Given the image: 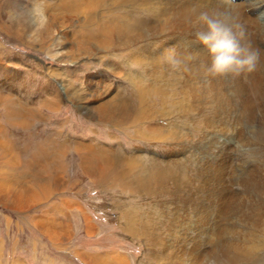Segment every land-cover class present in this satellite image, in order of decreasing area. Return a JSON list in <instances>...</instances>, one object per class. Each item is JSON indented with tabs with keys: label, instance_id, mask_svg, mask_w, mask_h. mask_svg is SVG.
<instances>
[{
	"label": "rangeland",
	"instance_id": "obj_1",
	"mask_svg": "<svg viewBox=\"0 0 264 264\" xmlns=\"http://www.w3.org/2000/svg\"><path fill=\"white\" fill-rule=\"evenodd\" d=\"M83 1L43 0V5L54 7L61 16L68 11L62 10L60 2L81 9ZM250 1L233 0L243 2L244 7ZM32 2L0 0V78L8 76L11 81L0 82V91L34 111L28 126L13 124L6 105L0 103V188L5 190L0 196L38 201L27 210L0 203V264H87L77 251L123 255L130 264H138L151 258L148 248L182 264H193L194 259L185 254H195L196 249L203 254L196 264H264V73L258 89L247 88L249 91L242 94L231 81V74L178 72L169 65L153 73L145 69L148 65L127 64L124 60L130 57L126 51H116L108 59L121 69H117L119 73L104 71L97 57L84 60L92 68L82 66L83 58L78 59L76 68L64 62L65 55H57L53 43L48 45L43 36H37L42 28L37 30L21 11ZM263 5L253 8L261 10ZM50 11L55 15V10ZM81 11L82 16H91V10ZM141 12L146 13L144 9ZM263 17L264 13L258 15L259 21ZM69 20L75 21V17ZM152 52V56L163 59L157 45L151 47ZM13 55L25 64H12L9 58L14 59ZM75 77L104 82L105 96L94 105L111 103L116 110L128 106L136 89L145 90L144 107L151 115L121 126L84 121L75 106L76 95L83 96L80 90L86 87ZM214 83L219 87V99L210 91ZM55 95L61 106L57 111L48 110L43 101ZM217 108L228 111L223 127L209 123ZM156 128L160 134L153 132ZM44 135L57 145L77 141L106 150L114 159L122 156L137 162L144 171L165 169L166 180L152 181L151 189L146 190L134 181L136 170L116 165L106 167L102 176L93 175L84 154L68 148L54 158L55 167L40 175L42 180L56 178L60 187L51 186L53 192L42 195L30 180L24 160L36 145L45 148ZM9 142L20 153L18 168L7 161L10 155L5 154L4 145ZM29 168L37 170L38 161L32 160ZM21 185L32 189L33 195L11 197V186ZM40 216L47 218L54 237L40 232L36 224ZM85 216L90 218L89 224Z\"/></svg>",
	"mask_w": 264,
	"mask_h": 264
},
{
	"label": "bare ground",
	"instance_id": "obj_2",
	"mask_svg": "<svg viewBox=\"0 0 264 264\" xmlns=\"http://www.w3.org/2000/svg\"><path fill=\"white\" fill-rule=\"evenodd\" d=\"M60 3L61 5L58 4V6H62V10L67 9L68 13H65L66 15L57 16L56 11L58 10L53 9L54 7L50 8L53 11L55 10V15L53 12L50 11V8H47V6L44 7L45 13L48 17V21L47 24L42 28V32L40 34H37V36H43L48 41V45L53 43L56 47L55 50H57V55L63 54L66 56L67 59L64 61L65 63L68 62L70 63V65L74 64V67L77 68L78 59L83 58L82 66L92 68V66L89 65V62L84 60L90 57H97L99 58L98 63L104 69V71L105 69H108L111 73L114 71V73H119L118 70L121 71L120 68L115 67V64L109 63L108 60L117 54L116 51H118V53H120L121 51H126V55L130 57L128 58L129 62L126 61V59L124 60L127 64L130 63L132 65L137 63L139 64V66L148 65L145 69H148V71H153V73H156L162 67H167L168 64L164 62L161 56H152L154 52L150 53L151 47L157 45V47L161 49L163 53H165V51L168 49L174 48L184 54L185 57H183V62L181 66L176 69V71L179 72V70H181L188 73L196 72L200 74H209L208 67L210 66L211 58L209 56L208 50L202 47L199 42L196 41L194 36V32L197 30V27L194 24L195 13L200 10L221 12L227 11L234 24H240L244 26V28L246 29L247 40L251 43V45L254 48H258L261 50V61L258 68L252 73H242L239 76L229 73L231 74V81H233L237 85V90L240 91V93L242 94L245 92L247 93V91H249L247 88L258 89L262 85V81H260V79L261 74L264 73V49L260 42L264 44V20L259 21L260 19H258V15L264 13V5L261 10H257L256 7V10H254L253 5L259 6V4L264 3V0H251L249 3L246 4V7L243 6V2L239 4L238 2H233V0H84L83 3L80 4L81 9H78V5L77 7H75L70 4H64L62 2ZM76 9L78 10L73 13ZM82 9L91 10V16H82ZM142 9H144L146 13H142ZM252 13L254 15H252ZM71 16L75 17V21L69 20ZM190 18H192L193 23L189 22ZM255 37L257 41H255ZM147 47L150 49H148ZM13 57L14 59L9 58V61L12 64H25L22 58H19L15 55H13ZM76 68L73 69L75 73ZM103 73L105 74V72ZM69 74L70 73H68V75ZM74 79L77 80V82H80L81 85H85L86 87V89L80 90V93L83 94V96H80V94L76 95L77 103L75 106L76 110L84 115V121H93L100 125H108L110 123L111 125L121 126L124 123L129 122V120L131 119L142 120L144 118H148L151 115L150 110L144 107V94L147 93V91L145 92V90L136 89L133 98L130 101H127L129 103L128 106H123L116 110L114 106L110 105L111 103H107L104 105H94L96 101L100 100L105 96V94L103 93L106 91L107 87L104 82H86L84 80H80L78 77H75ZM8 81H10L8 80V76L2 79L0 78V82L2 84H6L8 83ZM9 83H11V81ZM218 89L219 87L215 83L210 89L216 99H219L221 96L219 93H217ZM67 91L68 88H65L64 92ZM107 94H109V92ZM227 98L229 99L230 97L227 96ZM83 101H85L86 103L83 104ZM0 103H4V105H6V111H8V114L11 116L9 120L11 119L13 121V124L21 123L24 126H28L30 112H34L31 107L21 104L13 98L11 99L9 96L2 94V91H0ZM250 103H252L251 100ZM43 105L51 111H57L61 106L59 98L56 95L54 97L50 96L47 100H44ZM219 108L216 109L214 114L215 116L213 115V118L215 117L214 120L211 121L212 118L209 119V123H211L213 127L217 126L216 124H220L222 126L224 121H227L228 118L226 117V112L228 111L221 112ZM153 112L155 113V111ZM224 117L226 118V120L224 119ZM136 120L133 121L136 122ZM2 131L5 130L2 129ZM153 132H155V134L161 133L160 130L157 128ZM44 138L46 143L45 148L43 149L40 144L36 145L34 152L31 153L29 157L24 160L25 164L23 163V161L21 162V164H24V168L30 172V180L35 182V187L41 190L42 195L51 194L53 192L51 186H53L55 189L60 187L58 186L56 178L42 180L40 175L46 173L49 168L55 167L54 162H56V160H54V158L58 155L60 156L62 153H66L68 148L72 149L76 153L84 154L83 158L86 163V167L89 173L93 175H104L103 173L105 172L106 167L112 169L116 166H126L130 168V170H136L135 172L137 173V177L134 178V181L137 184L139 183L140 186H144V189L146 190H149V188L151 189L150 184L152 181L159 182L162 180H166L167 172L165 171V169L160 170L150 168L144 171L141 169L140 165L137 162L128 161L122 156L116 157L114 159L110 156V154L112 153H109L106 150H99L100 148L93 149L90 145H86L84 143L81 144V142L77 141L72 145H68L66 143H63L62 145H57L53 143L49 135H44ZM4 148L5 154L8 156L10 155L8 157L10 159H7V161L10 160L9 163L12 165V168H18L16 167V165H18L17 162H20V153L18 152V150L11 143H7L6 145H4ZM51 152H54L55 154L50 155ZM32 160L34 163L38 161L39 168L37 170L29 168ZM160 166H158V168H161ZM56 167H59V165H57ZM172 170L174 171V169ZM178 182L179 181H177V183ZM177 183L174 185H177ZM11 187V197L26 194L33 195L31 193L32 189H28L22 185ZM170 189H168V191ZM4 192L5 190L0 188V195ZM7 197H9V194H6V196L4 197L0 196V203L3 204V206L5 205L16 210L18 208L27 210L29 207H32L33 205H35V203L38 202H30L11 198H9V200H6L8 199ZM79 208L82 209L81 207ZM36 221L40 232L44 233L45 235L51 238L53 235L52 230L50 229V227L47 226V218L45 219L40 216V220L36 219ZM85 221L87 224H89L90 218L88 216H85ZM125 221L127 222V220ZM76 225H78V223ZM129 230L130 233L135 232L134 230ZM53 233L56 236L58 235L57 232ZM175 233H177V231ZM34 245L35 244H33V246ZM189 247L187 246V248ZM148 249L149 251L147 252V254H150L151 258H146V262L141 261L138 264H182V261L180 262L178 259L171 258L170 256L165 257L161 255V252L158 253L156 250H151L150 248ZM195 251V254L190 253L189 251L185 254L187 255V257L191 258L189 260L194 259V261H192L193 264H196V262L201 260L203 255L197 249ZM77 253L81 256V258L86 259L85 262H87V264H130L126 257L123 255H92L85 251H77ZM227 258L229 260L231 259L230 256H228ZM244 258H247V256H245Z\"/></svg>",
	"mask_w": 264,
	"mask_h": 264
},
{
	"label": "clouds",
	"instance_id": "obj_3",
	"mask_svg": "<svg viewBox=\"0 0 264 264\" xmlns=\"http://www.w3.org/2000/svg\"><path fill=\"white\" fill-rule=\"evenodd\" d=\"M22 13L28 22L37 30L48 21L43 0H33L28 8L22 7ZM190 23H193L190 18ZM194 32L196 41L208 50L211 58L208 72L212 76H223L254 72L261 61V50L254 48L247 40L243 25L234 24L227 11L200 10L195 13ZM184 54L176 49L163 53L164 61L173 69H178L183 62Z\"/></svg>",
	"mask_w": 264,
	"mask_h": 264
}]
</instances>
